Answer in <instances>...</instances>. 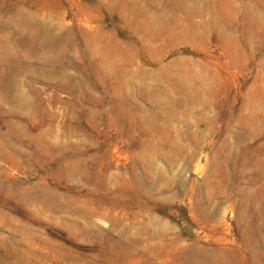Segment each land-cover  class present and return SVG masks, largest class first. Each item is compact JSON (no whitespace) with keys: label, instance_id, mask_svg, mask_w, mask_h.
<instances>
[{"label":"rangeland","instance_id":"1","mask_svg":"<svg viewBox=\"0 0 264 264\" xmlns=\"http://www.w3.org/2000/svg\"><path fill=\"white\" fill-rule=\"evenodd\" d=\"M0 264H264V0H0Z\"/></svg>","mask_w":264,"mask_h":264}]
</instances>
